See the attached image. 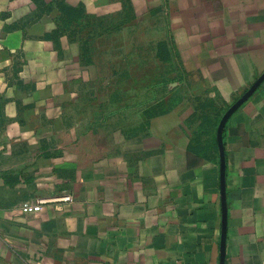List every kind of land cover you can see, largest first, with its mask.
Returning a JSON list of instances; mask_svg holds the SVG:
<instances>
[{"label":"crops","instance_id":"crops-1","mask_svg":"<svg viewBox=\"0 0 264 264\" xmlns=\"http://www.w3.org/2000/svg\"><path fill=\"white\" fill-rule=\"evenodd\" d=\"M263 74L264 0H0V264H264Z\"/></svg>","mask_w":264,"mask_h":264},{"label":"water","instance_id":"water-1","mask_svg":"<svg viewBox=\"0 0 264 264\" xmlns=\"http://www.w3.org/2000/svg\"><path fill=\"white\" fill-rule=\"evenodd\" d=\"M264 80V74L252 85V87L245 93L243 96L233 104L227 112L222 117L219 128H218V142L221 153V180H222V190H223V198H224V208H225V171H226V162H225V148L223 142V131L224 127L231 117V115L251 96V94L256 90V88L260 85V83Z\"/></svg>","mask_w":264,"mask_h":264},{"label":"built area","instance_id":"built-area-1","mask_svg":"<svg viewBox=\"0 0 264 264\" xmlns=\"http://www.w3.org/2000/svg\"><path fill=\"white\" fill-rule=\"evenodd\" d=\"M58 199H61V200H71V196L70 195H64V196H61L59 197ZM45 200L44 199H38L35 203V205L32 206V209L34 210H39L42 203L44 202ZM41 264H44V263H41Z\"/></svg>","mask_w":264,"mask_h":264}]
</instances>
